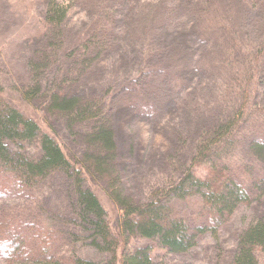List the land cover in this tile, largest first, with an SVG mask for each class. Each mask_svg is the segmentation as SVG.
Returning a JSON list of instances; mask_svg holds the SVG:
<instances>
[{
	"label": "trees",
	"instance_id": "trees-1",
	"mask_svg": "<svg viewBox=\"0 0 264 264\" xmlns=\"http://www.w3.org/2000/svg\"><path fill=\"white\" fill-rule=\"evenodd\" d=\"M204 1L194 11L193 33L199 41L209 43L212 49L205 58L193 64L215 68L222 76L220 99L224 100L229 114L219 113L214 122L203 125L189 158L186 161L168 159L161 182L152 184L145 200L136 201L123 195L120 189L121 179L114 164L118 156L115 133L105 122V116L111 114L113 99L121 94L120 91L110 86L96 95L69 90L79 84L81 78L89 77L88 74L94 71V61L114 46L112 12L101 9L96 24L87 36L68 50L64 59L61 54L65 44L64 27L72 5L66 0H48L45 13L47 40L35 52V60L30 63L32 82L22 95L30 103L41 102L44 122L50 133L43 132L36 120L5 102L0 86V187L5 186L10 195L21 193L26 194L27 199H35L34 191L40 182L62 174L74 195L73 226L82 234L76 231L71 236L77 240H90L89 245L105 254L107 260L96 262L74 253L55 257V236L53 238L51 231L36 222L27 223L5 214L0 207V256L6 262L161 264L153 260L150 246L122 247L131 238L142 237L168 252L187 253L204 235H217L241 205L251 203L254 195L264 193V177L244 186V182L235 178L237 174L229 161L238 147L236 138L248 127L251 118L256 117L250 101L258 86L264 43L238 38V28L233 27L231 32L225 24L226 21L233 23L230 17L212 9L210 0ZM161 14L162 18L159 15L152 19L153 24L148 23L146 32L138 40L141 43L139 60L134 63L137 81L146 76L157 79L161 76V81H173V66H182V60L187 64L192 61L182 53V48H178L180 45L169 46L168 39L162 37L170 24L171 13L163 11ZM230 39L233 42L228 49L225 46ZM166 73L167 80L163 78ZM234 101H239L237 106ZM59 135L70 138L74 150L60 143ZM34 141L41 147L38 158L14 151L10 146L14 142ZM182 141L185 145L187 139L184 137ZM250 154L256 163H264V139L250 143ZM239 177L243 178L241 174ZM88 180L101 184L120 209L118 235L113 234L107 212L97 194L87 186ZM195 196L202 202L201 222L191 227L188 219L171 216L168 203ZM21 218L25 219L23 215ZM30 237L36 238L39 245H49L50 249H28ZM237 240V252L231 264H259L257 255H264V211L240 231Z\"/></svg>",
	"mask_w": 264,
	"mask_h": 264
},
{
	"label": "rangeland",
	"instance_id": "rangeland-1",
	"mask_svg": "<svg viewBox=\"0 0 264 264\" xmlns=\"http://www.w3.org/2000/svg\"><path fill=\"white\" fill-rule=\"evenodd\" d=\"M203 1L66 0L72 6L64 27L65 44L61 53L64 59L68 50L87 36L88 31L96 24L101 9L112 12L114 17V46L106 55L99 56L94 61V71L88 74L89 77L81 78V82L69 90L96 95L104 87L110 86L120 91L121 94L113 99L111 114L105 116V122L115 133L118 156L114 164L121 179L120 189L123 195L136 201L145 200L152 184L161 182L168 159L186 161L189 158L194 140L203 125L214 122L219 113L229 114L224 100L220 99L222 76L215 68L193 64L198 59L205 58L206 53L212 49L209 43L207 45L199 41L193 33L196 23L194 11L203 5ZM210 1L212 9L230 17L233 23L226 21L225 24L231 32L233 27L238 28L239 37H236L264 43V0ZM47 2L48 0H0V86L5 102L36 120L43 132L50 133L44 122L41 102L30 103L22 95V91L32 82L30 63L35 60L36 50L47 40ZM163 11H169L171 15L170 24L166 32L161 34L162 37L168 39L169 46L180 45L178 48H182V53L192 61L187 64V61L182 60V66H173V81H161V76L158 79L151 76L139 77L137 81L134 63L139 60L138 48L141 43L138 40L146 32L148 23L153 24L155 21L151 22L152 19H157ZM232 42L230 39L225 47L229 49ZM261 59L258 86L254 88L250 101L256 117L251 118L248 127L236 138L238 147L229 160L233 165V172L237 174L235 178L244 182V186L264 177V163H256L250 154V143L264 139V56ZM163 78L167 80V73ZM134 87L135 91L132 90ZM238 102L234 101V104L237 106ZM59 136L60 143L74 150V143L70 138ZM184 137L187 139L185 145L182 141ZM10 146L14 151L31 158H38L42 153L37 141L14 142ZM87 186L97 194L107 212L113 234L118 235L120 209L101 184L88 180ZM5 189V186L0 187L1 209L5 214L27 223L36 222L38 226L51 231L53 238L55 236V257L74 253L96 262L107 260L105 254L89 245L90 240H77L71 236L76 231L79 235L82 234L73 226L74 195L62 174L40 182L34 191L35 199H27L26 194L21 193L10 195ZM260 195H254L251 203L241 205L217 235H204L187 253L168 252L142 237L131 238L122 249L150 246L153 260L161 264H231L237 252L240 231L264 211V193ZM168 204L171 216L188 219L191 227L201 222L199 215L202 202L199 196ZM22 215L25 219L21 218ZM27 245L28 249L36 251L38 247L50 249L49 245L37 244L36 238L32 237ZM257 256L259 264H264V255L259 253ZM0 264L10 263L0 256Z\"/></svg>",
	"mask_w": 264,
	"mask_h": 264
}]
</instances>
